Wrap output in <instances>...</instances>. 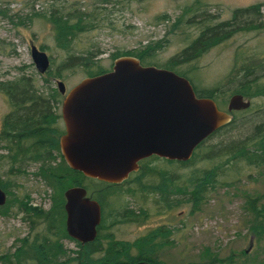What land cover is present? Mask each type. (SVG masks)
<instances>
[{"label": "trees", "instance_id": "16d2710c", "mask_svg": "<svg viewBox=\"0 0 264 264\" xmlns=\"http://www.w3.org/2000/svg\"><path fill=\"white\" fill-rule=\"evenodd\" d=\"M79 1L50 0L40 11L32 9L24 17L25 21H45L52 29L56 49L63 54L50 78L41 79L43 83L49 85L51 80L62 78L63 74L74 68L79 69L84 78L109 71L96 65L97 61L93 60L96 57L89 51L76 49V41L79 36L96 30L108 9L122 8L130 2L142 0H90L89 6H81ZM201 4L198 1L192 8H185L176 18L175 23L184 20L186 26L195 29L192 33L195 37L168 65L159 67L152 62L153 56L164 47V40L148 41L138 49L111 55V59L132 57L142 66L169 70L186 78L183 73L173 69L175 63L189 62L237 32L258 33L264 30L260 13L262 9L264 11V3L235 9L229 20L221 22H213L209 14H204ZM161 21L168 22L169 19L162 16ZM175 26L172 22L170 30L173 31ZM236 59L237 67L233 65L226 76L227 83L233 85L231 94L245 99L264 97V82L260 81L264 77V66L254 64L248 57ZM218 91L214 87L194 93L197 97L210 98L216 104ZM0 92L11 110L3 126L4 145L1 149L5 154L0 156V162L8 165V173L13 167L35 164V176L55 193L47 209L33 210L32 213L24 211L23 220L27 221L28 232L2 253V264H160L158 252L172 243L175 229L165 224L157 225L131 242L117 240L112 229L124 224L141 226L150 219L152 211L154 215L163 214L186 205L189 206L190 214L197 212L208 194L222 185L217 178L218 172L229 168V174H236L233 163L237 162L247 166H264V125L255 126L246 138L233 140L225 147H221L222 144L219 147L207 146L213 137L233 125L234 113L239 111H231L228 113L231 115L230 121L202 141L189 160L176 162L161 159L177 168H184L194 160L210 163L217 160L211 166L190 168L187 173L172 172L154 166L152 162L160 158L150 156L139 161L137 170L119 184L88 179L69 169L59 153L58 139L63 134V128L58 111L61 95L57 89L45 85L40 88L31 76L20 75L12 82L0 83ZM9 118L12 119L10 125ZM75 186L83 187L86 196L99 204L101 212L94 240L84 245L68 238L64 231L63 192ZM0 189L3 190L1 184ZM124 194L140 198L142 204L137 209L127 207L122 202ZM147 204H150L151 209ZM5 207L6 201L0 206V215L6 212ZM108 207L110 209L106 212ZM245 210L251 221L249 231L258 237L264 231V205L256 206L255 200H247ZM65 240L72 242L75 250L65 249L62 243Z\"/></svg>", "mask_w": 264, "mask_h": 264}, {"label": "rangeland", "instance_id": "374dc122", "mask_svg": "<svg viewBox=\"0 0 264 264\" xmlns=\"http://www.w3.org/2000/svg\"><path fill=\"white\" fill-rule=\"evenodd\" d=\"M198 1L202 3L201 10L209 14L213 22L229 20L235 9L264 3V0L133 1L122 8L108 9L96 30L78 37L75 48L89 51L96 57L93 59L97 61L96 65L110 69L113 62L111 55L138 49L148 41L164 40V47L152 59L154 64L164 67L195 37L192 34L195 29L186 26L184 20L179 23H175V20L182 10L192 8ZM49 3L50 0H0V80L14 81L20 75L31 76L36 86L41 88L45 85L55 90L58 80L67 91L84 78L79 69L74 68L63 74L62 78L51 80L49 85L41 80L50 78L63 54L56 49L52 29L45 21H25L24 17L32 9L40 11ZM89 4L90 0L79 1L81 6ZM260 13L264 20L263 9ZM162 16H166L169 21H161ZM172 22L176 25L173 31L170 30ZM30 43L48 57L50 65L47 73L39 74L35 70L29 54ZM246 57L254 64L264 66V30L258 33L237 32L193 60L175 63L173 69L186 76L194 92L217 87L216 105L220 110H225L233 90L226 76L233 65L237 67L236 58L241 60ZM260 81L264 82V77ZM243 99L249 102V107L235 112L233 125L213 137L207 146L219 147L222 144L221 147H225L233 140L246 138L255 126L264 125V97ZM7 111L5 99L0 95V120ZM4 154L0 146V156ZM216 161L194 160L184 168L167 165L161 159L152 164L168 171L187 173L190 168L202 169ZM233 164L237 169L236 174H229V168L218 172L217 178L222 185L208 194L197 212L190 214L189 206L186 205L163 214L154 215L152 211L150 219L141 226H115L112 229L114 237L131 242L149 228L165 224L175 231L171 237L172 243L158 252L160 264H264V231L258 237L249 231L251 221L245 210L247 200H255L256 206L264 205V166H247L242 162ZM36 168L35 164H26L21 168H11L8 173V165L0 162V184L7 206L6 212L2 210L3 214L0 215V257L28 232L27 221L23 220L24 211L32 213L37 209L45 210L51 197L55 196L35 176ZM135 198L124 194L122 202L129 208L137 209L142 203L140 198ZM147 206L151 209L150 204ZM62 243L65 249L75 250L72 242L65 240Z\"/></svg>", "mask_w": 264, "mask_h": 264}, {"label": "water", "instance_id": "95a60500", "mask_svg": "<svg viewBox=\"0 0 264 264\" xmlns=\"http://www.w3.org/2000/svg\"><path fill=\"white\" fill-rule=\"evenodd\" d=\"M31 62L39 74L49 67L44 52L29 44ZM59 107L63 134L59 153L83 177L119 184L150 156L186 162L194 149L230 121L231 111H242L249 102L230 96L225 111L210 98L197 97L191 84L169 70L142 66L132 57H120L109 71L81 79L65 91ZM64 231L84 245L96 236L99 204L80 186L63 192ZM5 194L0 189V206Z\"/></svg>", "mask_w": 264, "mask_h": 264}, {"label": "flooded vegetation", "instance_id": "af4514ba", "mask_svg": "<svg viewBox=\"0 0 264 264\" xmlns=\"http://www.w3.org/2000/svg\"><path fill=\"white\" fill-rule=\"evenodd\" d=\"M5 82H12V81H9V80H0V83H5ZM60 94V93H59ZM0 95L5 99V97H4V95L0 92ZM61 95V94H60ZM61 100H62V95H61ZM61 100H60V103H61ZM5 102H6V104H7V107H8V111L2 116V118H1V120H0V146L2 147L3 145H4V143H3V141H2V137H3V126H4V123H5V118L7 117V115L10 113V108H9V106H8V103H7V101H6V99H5ZM60 103H59V107H60ZM58 107V108H59ZM58 111H59V109H58ZM59 117H60V115H59ZM10 119V118H9ZM12 119H10L9 121H8V125H10V121H11ZM60 123H61V126H62V122H61V120H60ZM62 128H63V126H62Z\"/></svg>", "mask_w": 264, "mask_h": 264}]
</instances>
